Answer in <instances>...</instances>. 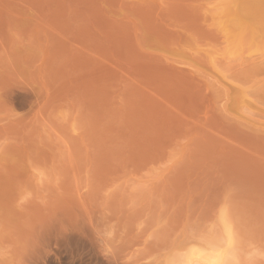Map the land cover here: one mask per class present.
Here are the masks:
<instances>
[{"label": "rangeland", "instance_id": "1", "mask_svg": "<svg viewBox=\"0 0 264 264\" xmlns=\"http://www.w3.org/2000/svg\"><path fill=\"white\" fill-rule=\"evenodd\" d=\"M255 6L0 0V264H264Z\"/></svg>", "mask_w": 264, "mask_h": 264}, {"label": "bare ground", "instance_id": "2", "mask_svg": "<svg viewBox=\"0 0 264 264\" xmlns=\"http://www.w3.org/2000/svg\"><path fill=\"white\" fill-rule=\"evenodd\" d=\"M253 4L256 5V3H253ZM247 6H249V5H247ZM259 7L260 6H258V7L255 6L253 8H251V7L249 8L248 7L247 9H250V11L252 10L251 11L252 14H255L256 12L263 14L264 13V8H262V7L259 8ZM246 19H248V18H246ZM251 22H252V20H251ZM250 25H252V23H250ZM253 25H254V23H253ZM201 251L202 250H200V251L199 250L198 251H195V250L190 251V253L186 257V260L185 261L183 260V263H186V264H194V263L195 264H225L226 263L225 262V254H224L223 251L221 252V250H219V249H217V250L212 249L211 252L206 253V254L201 253Z\"/></svg>", "mask_w": 264, "mask_h": 264}]
</instances>
